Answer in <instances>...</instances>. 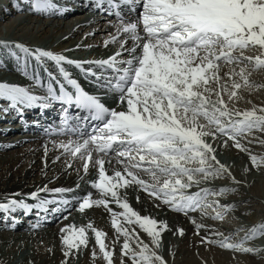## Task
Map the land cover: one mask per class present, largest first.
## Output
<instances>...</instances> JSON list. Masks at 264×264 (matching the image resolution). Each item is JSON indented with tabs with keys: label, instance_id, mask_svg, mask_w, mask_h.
<instances>
[{
	"label": "snow or ice",
	"instance_id": "1",
	"mask_svg": "<svg viewBox=\"0 0 264 264\" xmlns=\"http://www.w3.org/2000/svg\"><path fill=\"white\" fill-rule=\"evenodd\" d=\"M87 3L91 10L113 17L108 21L113 31L104 44L117 47L105 58H70L65 54L71 51L68 48L56 51L0 38V67L10 63L29 82L0 80V113L14 112L23 119L25 109H46L59 103V126L50 131V125L44 132L68 137L50 141L54 149L61 150L55 160L65 157V170L74 168L79 180L88 184L84 194L76 183L74 187L44 185L26 194L3 195V226L14 229L15 214L21 210L24 215L36 210L39 218L41 213L66 212L73 206L81 213L103 207L115 231L113 246L123 237L120 264H169L162 253L161 236L170 230L167 222L134 209L128 191L145 192L156 208L164 206L185 216L199 211L213 220H223L240 203H247L244 199L222 203L220 198L247 187V174L264 170V153L254 154L249 147L264 145V103L249 99L248 107H238L245 99L243 92L264 88L251 78L264 73V0ZM13 7L45 18L71 10L66 0H23V7L19 3ZM69 67L78 70L92 91L81 85ZM229 148L248 155L250 163L242 179L218 158V151ZM47 152L45 145V156ZM77 161L79 167H74ZM89 175L94 177L90 182ZM224 176L230 185L216 186L215 181ZM192 222L197 234L201 229L206 232L202 244L257 256L264 252V247L249 243L264 238V220L250 227L241 225L227 235L195 219ZM89 230L94 235L93 264L97 256L104 264H114L106 233L91 222L59 229L61 264H71L91 245ZM177 232L184 234L177 228L173 235ZM0 264L6 262L0 260Z\"/></svg>",
	"mask_w": 264,
	"mask_h": 264
},
{
	"label": "bare ground",
	"instance_id": "2",
	"mask_svg": "<svg viewBox=\"0 0 264 264\" xmlns=\"http://www.w3.org/2000/svg\"><path fill=\"white\" fill-rule=\"evenodd\" d=\"M79 2L83 6L90 7L87 0H66L71 10L63 15L48 18L28 12L25 15H19L20 12L14 10L15 7L13 6L8 8L12 14L7 17L6 12L0 7V11L3 12V14L0 13V38L16 39L56 51H62L65 48L76 50L81 53V57L78 59L104 58L111 55L116 50L117 45L110 43L105 46L104 44L108 34L113 31L108 26V21L111 19H108L107 14H101L99 11L91 10V15H86ZM94 17H96L95 22L91 21ZM111 18L113 19V17ZM86 32H91L92 35L85 36ZM64 36H67L68 39H62ZM76 45L81 47L77 48ZM88 45L91 47H85ZM6 75L14 77L15 72L0 70V80ZM80 78L87 81L82 76ZM251 78L257 83L264 84V73H254ZM17 83L24 85L20 81ZM261 90L264 88L256 89L251 94L245 91L243 94L248 97V100H254L253 103L262 104L264 103V91L261 92ZM52 105L46 109L39 107L25 109L23 119H20V115L18 118L17 113L12 112L16 119L11 124H9L10 120L0 117V197L12 193L26 194L35 190L37 186L42 187L44 185L49 188L74 187L76 183H80V194H84L85 190L88 189V184L79 180L74 168L65 170V157L61 156L59 160H55L61 150L54 149L50 141H66L68 137L45 134V128H49L51 125L50 131H52L60 124L61 109L58 108L59 105L55 107ZM248 106L247 103L238 104L240 108ZM55 114L58 116L53 121L52 116ZM6 123L11 126L8 130L4 127L7 125ZM254 135L259 136L260 133H254ZM45 145L48 148L47 156H45ZM249 147L254 154L264 153V145L256 143L249 145ZM218 158L221 162L231 166V171L237 179L245 177L244 167L250 163L247 153L240 152L235 148L222 149L218 151ZM74 167H79L78 161ZM262 177L264 178V170L261 172L253 171L247 174V187L242 186L238 193L220 198L222 203L247 200V203L238 205L237 211L229 212L225 216V220L233 214L240 218L242 215L247 216L246 218L249 223L251 221V224L264 220V218L258 221L255 219L264 210L262 209L264 206V182L261 183L262 185L258 183ZM93 178L89 175L86 179L90 182ZM215 185H230V181L227 176H224L218 178ZM250 185H252L253 190L248 191ZM92 191L94 198H97L95 190ZM137 196L139 201L136 199ZM128 200L131 206L140 211L141 214H150L167 222L170 230H166L161 236L163 241L162 253L169 264H211L213 259H216L215 261L218 263L232 264L230 254L221 249L220 251L217 250V245L200 243L201 237L206 232L201 229L197 234L192 222L193 219L196 223L205 225L209 230L216 229L224 235L241 225L251 226V224L247 226L245 219L242 221L237 218L240 220L239 224L223 226L219 220L217 223V220L211 221L209 216L202 217L199 211L191 212L185 216L164 206L156 208L147 194L139 190H129ZM110 206L113 207L114 211H119L118 206ZM34 211L36 210L30 213V216L33 217L32 220L23 219L20 215L23 213L22 210L18 211L19 215L15 214L18 223L14 229L4 228L3 213H0V260L5 261L6 264H29V261L31 264H61L64 257L61 251L59 229L64 225L73 224L72 219L75 216H78L81 221L75 226H85L91 222L94 227L106 233L105 242L113 251L114 264H120V243L123 237H120V240L113 246L112 241L116 239L115 231L111 227V217L103 207L94 206L92 209H86L84 213H81L73 206L69 207L66 212L62 210L60 213H41L39 218L35 216ZM65 215L68 216L67 219H64ZM33 224H38V227L33 229L31 227ZM177 228L183 229L184 234L182 236L178 232L173 235ZM89 234L91 245L80 251L78 257L72 259L71 264H93L90 252L91 246L94 245V235L91 234L90 230ZM238 235L242 236L243 233H238ZM141 236L147 242L146 234L141 233ZM258 239L249 243L254 247H264L262 238L258 237ZM10 240L12 242L9 245ZM169 247L172 249L171 253ZM49 249L51 250L49 251ZM96 250L99 251L98 246ZM244 256L242 257L247 261V264H264V252L258 256L255 254H244ZM95 264H104L102 257L97 256Z\"/></svg>",
	"mask_w": 264,
	"mask_h": 264
},
{
	"label": "rangeland",
	"instance_id": "3",
	"mask_svg": "<svg viewBox=\"0 0 264 264\" xmlns=\"http://www.w3.org/2000/svg\"><path fill=\"white\" fill-rule=\"evenodd\" d=\"M0 13H2L3 14V12L2 11H0ZM5 15V14H4ZM3 15V16H4ZM6 16L7 17H9L7 14H6ZM4 27V26H3ZM78 53V54H77ZM65 54H69V53H65ZM73 55L74 56H76V57H81L80 55H81V53L79 52V51H74L73 52ZM262 91H264V90H261V92ZM242 95L244 96V100H242V102L240 101V103L239 104H241V103H247V100H248V97L245 95V94H243L242 93ZM247 97V98H246ZM252 102H254V100H252V99H250ZM262 179V180H261ZM259 181H258V183H259V185H262L261 183L262 182H264L263 180H264V178L262 177ZM251 187V188H250ZM250 190H253L252 189V185H250L249 186V190L248 191H250ZM262 209H264V206H263V208ZM263 213H259L258 215L259 216H257V217H255V219H257V221L258 220H260L261 218H264V210L262 211ZM244 218H243V217ZM241 216V218L240 217H238V216H236V215H232V216H230V218L229 217H227V219L225 220V218L223 219V220H219L220 221V223H222V225L223 226H230L231 224L232 225H237V224H239V221L240 220H244L245 219V221L247 220V216H244V215H242ZM237 218H239V219H237ZM232 219V220H231ZM211 221H216V220H213V219H211ZM225 221V222H224ZM256 221V222H257ZM217 223H218V220L216 221ZM235 222H237V223H235ZM234 223V224H233ZM248 225H247V224ZM246 223H244L245 225H247V226H250V224H251V221H250V223L248 222V220L246 221ZM251 225H253V223L251 224ZM80 226V225H79ZM222 228H224V227H222ZM243 232H240V234H242ZM260 238V237H259ZM255 239H258V237L257 238H255ZM261 239V238H260ZM259 240V239H258ZM262 241H264V238H262ZM216 249L217 250H219L220 251V249L222 250V251H224V252H226V253H229L230 254V256L232 257V259L230 260L231 262H232V264H247V261L244 259V254L243 253H239V252H234V251H232V250H228V249H223V248H219V246H216ZM214 252L213 253H215V250H213ZM240 256V257H239ZM242 256H244V257H242ZM235 258V259H234ZM238 259V260H237ZM216 259H213V262L211 263V264H223V263H218V262H216L215 261ZM239 262V263H238Z\"/></svg>",
	"mask_w": 264,
	"mask_h": 264
}]
</instances>
